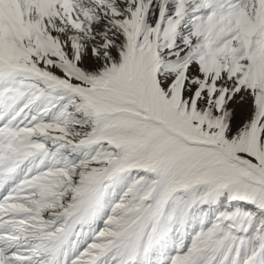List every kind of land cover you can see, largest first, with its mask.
<instances>
[{"label": "snow or ice", "instance_id": "1", "mask_svg": "<svg viewBox=\"0 0 264 264\" xmlns=\"http://www.w3.org/2000/svg\"><path fill=\"white\" fill-rule=\"evenodd\" d=\"M0 264H264V0H0Z\"/></svg>", "mask_w": 264, "mask_h": 264}]
</instances>
